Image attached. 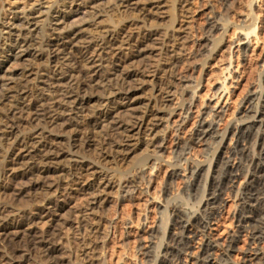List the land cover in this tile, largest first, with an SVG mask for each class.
<instances>
[{
    "label": "rangeland",
    "instance_id": "rangeland-1",
    "mask_svg": "<svg viewBox=\"0 0 264 264\" xmlns=\"http://www.w3.org/2000/svg\"><path fill=\"white\" fill-rule=\"evenodd\" d=\"M88 1L0 0V19L6 23L15 21V15L5 12L9 7H16L19 16L23 9H34L38 11V20H43L48 10L56 17L57 10H76L77 5L83 3V15L77 16L73 21L65 20L53 25L60 30L81 28L84 36L82 35L80 43L84 42L87 35L96 36L100 31H103L102 38L107 35V40L112 35L118 39L115 50H119L113 53L119 52L123 58L122 70L114 72L113 82L119 80L123 72L136 73L137 76L130 80V85L134 89L136 86L142 87L136 90L134 96L140 104L138 105L144 108L157 99L160 100L158 90L170 81L171 101L165 104L155 130L141 134L134 147L125 150V154H114L112 150L102 148L104 138L113 133L107 126H82L75 144L70 142L68 135L72 128L68 131H60L58 128H48L46 131L43 129V139L49 140L55 147L52 154L57 156L50 163L51 168H66L67 171L70 168L69 170L74 171L76 167L75 172L82 178L55 192V189L47 187H34L32 184L36 178L24 175L20 169L12 173L9 180L12 189L0 191L3 192L0 193V211L6 214L3 221H11L15 215L22 214L29 215L33 220L30 224H21L17 230L10 229L8 238H13V242L8 245L22 250L25 234L31 231L30 234L40 236L53 230L59 234L54 242L60 248L53 256L55 261H42L40 252L32 247L28 256L25 253L29 264H152L146 254L150 248L161 256L171 245L174 209H182L190 217L207 218L211 211L205 204L208 193L211 192V183L213 180H220L225 164L237 159L236 163L241 168L239 173L245 176L251 168L248 163L253 152L259 154L261 147L255 144L257 137L264 134L261 128L255 131L253 137L241 141L239 145L238 149L242 148L251 155H245L243 159L238 151L234 153L230 147L232 131L238 125L237 119L245 99L252 93L260 97L264 91V0H140V5L131 8L119 7V0H100L94 3H90L92 0ZM248 14L252 16V21L245 20L244 16ZM42 25L43 23L39 24V28ZM213 25L216 28L214 30ZM6 32L4 29L5 37ZM32 32L30 56H24L25 53L18 49L9 51L15 44L6 43L2 46L5 52L0 55V63L6 65V72L0 74V83L12 85L13 78H18L17 74L27 67L39 70L48 66L39 48L44 38L39 30ZM241 33L258 36L260 41L257 47H246L247 45L242 44L243 41L239 43ZM97 37L94 38L95 43H100L98 39L102 38ZM230 39L234 43L228 47ZM174 50L179 52L180 58L170 64L168 62ZM109 57L107 61L111 62L112 58ZM109 62L106 64L109 65ZM228 63H232L233 69H237L236 74L230 76L231 73L228 72L229 76H226V70L220 71ZM110 69L105 70L111 73L113 69L109 71ZM102 72V75L107 73ZM33 79L34 77L30 78V88L36 85ZM225 82L229 92V96L225 94L228 107L219 116H212L213 113H210V120L215 122L219 131L227 132L226 139L221 144L216 139H208L205 144L197 143L193 136L200 120L210 112L207 108L210 98L219 93L218 88ZM235 85L238 87L236 90ZM92 91L98 92L96 88ZM98 104L96 98L90 103L88 110ZM262 105L264 94L260 102V106ZM124 114L122 109L116 112L120 118ZM256 123L249 119L242 125ZM27 126L23 124L20 132L23 130V133H28L35 129L34 125H30V128ZM89 139H93L90 145ZM0 145L1 171L7 161L4 157L7 143L0 139ZM248 148H251L252 153ZM199 165L204 171L195 180L188 179L191 168ZM49 176L50 180L57 177L56 174ZM92 183L96 187L86 190L87 185ZM236 186L233 189L227 187L229 191L225 189L223 193L225 206L219 209L221 214L218 217L219 231L216 238L220 245L236 235L237 219L234 218V213L239 184ZM58 196L63 208L56 212L48 209L42 202L45 199L57 200ZM1 236L2 257L9 248L1 240ZM201 238L199 235L194 240V253L201 247ZM253 250L247 239L241 238L236 250L230 255H223L222 250H217L214 254L215 264H262L261 256H251ZM27 261L25 264H28Z\"/></svg>",
    "mask_w": 264,
    "mask_h": 264
},
{
    "label": "bare ground",
    "instance_id": "bare-ground-1",
    "mask_svg": "<svg viewBox=\"0 0 264 264\" xmlns=\"http://www.w3.org/2000/svg\"><path fill=\"white\" fill-rule=\"evenodd\" d=\"M85 1L83 0V2ZM96 1L100 0H92L90 3ZM119 1L118 6L122 8L136 7L141 2L140 0ZM82 4L79 3L76 10L70 8L71 10L69 9L68 12L66 9H59L55 12L56 17H53L51 10H48L43 20H38V11L34 9H31V11L30 9H23L21 16H19V11L16 7H9L6 8L5 12L15 15V21L6 23L3 20L1 22L0 19V55L4 51L2 50V46L6 43H11L15 44L16 48H10L8 49L9 51L18 49L25 53L24 56H30L29 49L30 37L33 35L32 31L36 32L39 30L44 38L39 44V48L42 51L41 56L46 58L48 63V66L44 69L30 70V67L23 69L17 74L19 79L13 78L14 83L12 85L0 83V139L7 143L6 151L4 150V157L7 158V161L6 163L4 162L5 165L4 167L2 166L3 168L0 171V191L12 189L9 180L12 173L14 174L19 169L24 175L36 178V181L32 184L34 187H47L51 190L55 189V192H59L64 186L69 185L71 182L76 183V180L82 178L77 171L75 172L76 167L74 171L69 170L70 168H68V171L66 168V170L51 168L50 163L56 160L57 156L55 157L52 154L55 147L53 148L49 140L43 139L41 132L43 129L46 131L48 128H58L60 131H68V129L71 130L72 128L71 132L67 133L70 135V142L75 144L82 126L91 128H97L99 126L105 128L107 126L108 129L109 127L111 128L113 133L108 138L105 137V134L102 148L112 150L114 154H122L125 150L127 151L129 148L134 147L141 134L155 130L158 126V121L161 119L160 116L165 108V104L171 101L172 83L170 81L169 83H164L163 88L161 87L158 90L160 100L158 101L157 99L152 105L148 104L144 108L139 106L140 104L134 96L136 90H140L142 87L138 88L136 86L137 88L135 87L134 89L130 85V80L137 76L136 73L131 71L123 72L121 73V78L113 82L112 76L121 68L123 58L119 52L113 53V51L118 50H115L118 39L116 40L112 35L107 40V35L106 38H102L103 31H100L96 35L98 36L97 38H102L101 40L98 39L101 41L100 43H95L94 38L96 36L88 37V35L86 39H83L84 42L82 41L80 43V39L84 36V31L81 28L69 27L68 29L63 28V30H60L53 25L65 20L72 19L73 21L77 16L83 15L84 6ZM84 5L86 4L84 3ZM244 18L246 21L253 20L250 14L245 15ZM41 22L43 25L42 28H39V24H42ZM213 24L215 25L214 22ZM214 25L212 26L213 30L216 29ZM4 29L7 31L6 37L3 36ZM12 29L16 31L14 32ZM240 35L239 43L243 41L244 43L242 44L247 45L246 47L252 45L257 47L259 44V37L253 33H241ZM14 36L16 37L14 38ZM227 43L228 47H230L234 41L230 39ZM178 53L174 50L168 63L173 64L174 61L178 60L180 58ZM110 54L112 55L110 56L112 58L111 62L107 61L109 60L107 57ZM107 62L110 64L107 65ZM5 68L6 65L0 63V74L6 72ZM106 68L110 69L109 71L111 73L105 70ZM225 70L227 72L225 74L226 76H229V73H231L230 76L237 73V69H233L232 63H228L220 69V71ZM106 71L107 73L105 74L104 72ZM32 77H34L33 80L36 82L34 88H30V78ZM138 82L140 83L141 81L138 80ZM92 88H96L98 92L92 91ZM237 88L235 85L234 89L236 90ZM218 91L219 93L211 96L207 106L210 112L206 113V117L200 120L193 136L197 143L205 144L208 139H216L220 140L219 143L221 144L226 139L227 132L219 131V128L217 129V126L214 124L215 122L210 120V113H213L212 116H219L228 107L226 106V95L229 92H227L226 82L221 85V88H218ZM263 94L264 91L261 95L259 94V97L256 93H252L245 99L237 119L238 125L232 131V145L230 142L229 147L231 145L230 149L232 148L234 153L238 151V154L242 158L250 153L242 148L238 149L241 141L253 137L258 128L264 131V105L260 106ZM96 98H98L99 104L97 106L95 105L94 108L92 107L91 110H88V106ZM118 109H122L125 112L121 118L116 115ZM249 119L257 123L250 126L242 125ZM23 124L28 125L29 128L31 127L30 125H34L35 129L33 132L28 133H23V130H21V133L19 129ZM257 138V144L255 145L259 148L261 147V149L260 151L258 150L259 148L257 149L259 151L257 155L253 152L250 163H248L251 164V168L249 166L250 169H248V173L245 176L239 173L241 171L239 169L241 168L236 163V159L232 160L235 162L225 164L223 175L222 177L220 176L219 181L213 180L211 183V192L208 193L205 204V207L211 211L208 213L207 218L190 217L191 215L189 216L182 209H174V233H171L170 236L171 245L162 252L161 256L160 253H156V251L150 248L151 251L149 250L146 254L147 258L151 259L152 264H215V252L222 250L223 255H230L236 250L241 238L247 239L248 243L253 247L254 250L251 256L255 258L261 256L260 260L264 264V134L259 135ZM92 141L93 139H89V145L92 144ZM68 144L70 146V143ZM250 151L252 153V150ZM237 157L240 158V156ZM80 169L82 170V168ZM202 171H204V168H201L200 165L191 168L188 179L193 178L195 180ZM205 172L208 173L209 170H205ZM50 174H56L57 177H52L53 179L50 180ZM149 174L152 175L151 173ZM99 184L101 183L99 182ZM237 184H239V189L236 195L237 207L234 213L236 215L234 218L237 219L236 235L229 237L220 245L216 238L217 232L219 231L218 217L221 214L219 209H223L225 206L223 193H225L224 190L227 187L233 189L237 187ZM94 185L95 183L88 184L86 190L94 189L96 187ZM60 197L62 196L60 195ZM60 197L58 196L57 200L45 199L42 202L45 203L48 209L55 210L56 212L63 208L60 203L61 201H59L61 199ZM36 209L39 210L38 208ZM5 215V213L0 211V233H2L0 235H2L1 240L8 245L9 242H13V238H8L9 230H17L21 224H30L33 219L27 214H22L15 215L14 218L12 217L13 219L11 218V221L8 220L5 222V220L3 221V218H6L4 217ZM80 224H82V221ZM30 232L25 234L26 239L24 240L25 244L22 246V250L19 247H10L9 245L11 244L8 245L9 249L7 254L5 256L2 255V257L0 255V264H25L27 261L26 257L28 256L27 253H30V248L32 247L40 252L42 261H55L53 256L60 249L54 242L56 240L55 238H59L58 232L52 230L40 236L33 233L30 234ZM155 233L158 234V231H155ZM199 235L202 237L201 247L198 248V253H194V240ZM219 264L225 263L220 262Z\"/></svg>",
    "mask_w": 264,
    "mask_h": 264
}]
</instances>
